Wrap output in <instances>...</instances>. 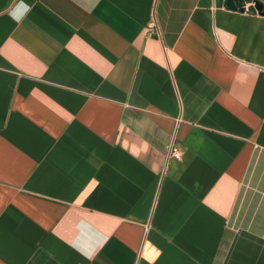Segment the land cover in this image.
Masks as SVG:
<instances>
[{
    "label": "crops",
    "instance_id": "obj_1",
    "mask_svg": "<svg viewBox=\"0 0 264 264\" xmlns=\"http://www.w3.org/2000/svg\"><path fill=\"white\" fill-rule=\"evenodd\" d=\"M224 4L0 0V264H264V16Z\"/></svg>",
    "mask_w": 264,
    "mask_h": 264
},
{
    "label": "water",
    "instance_id": "obj_2",
    "mask_svg": "<svg viewBox=\"0 0 264 264\" xmlns=\"http://www.w3.org/2000/svg\"><path fill=\"white\" fill-rule=\"evenodd\" d=\"M249 5V7H246ZM225 8L239 13L260 14L264 16L262 6L255 0H225Z\"/></svg>",
    "mask_w": 264,
    "mask_h": 264
},
{
    "label": "built area",
    "instance_id": "obj_3",
    "mask_svg": "<svg viewBox=\"0 0 264 264\" xmlns=\"http://www.w3.org/2000/svg\"><path fill=\"white\" fill-rule=\"evenodd\" d=\"M181 156L180 151L172 146L168 149V157H173L175 159H179Z\"/></svg>",
    "mask_w": 264,
    "mask_h": 264
},
{
    "label": "trees",
    "instance_id": "obj_4",
    "mask_svg": "<svg viewBox=\"0 0 264 264\" xmlns=\"http://www.w3.org/2000/svg\"><path fill=\"white\" fill-rule=\"evenodd\" d=\"M262 6V5H261ZM262 10L264 11V6H262Z\"/></svg>",
    "mask_w": 264,
    "mask_h": 264
}]
</instances>
